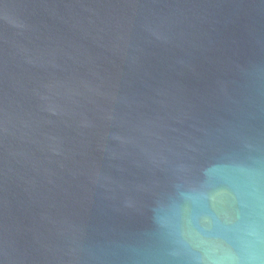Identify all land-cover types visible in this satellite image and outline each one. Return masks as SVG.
<instances>
[{
    "label": "water",
    "instance_id": "water-1",
    "mask_svg": "<svg viewBox=\"0 0 264 264\" xmlns=\"http://www.w3.org/2000/svg\"><path fill=\"white\" fill-rule=\"evenodd\" d=\"M0 264H264V0H0Z\"/></svg>",
    "mask_w": 264,
    "mask_h": 264
}]
</instances>
